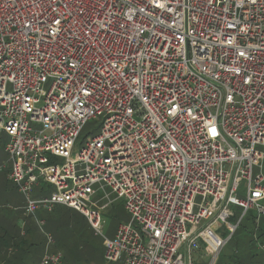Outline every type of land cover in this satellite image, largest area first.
<instances>
[{"label":"built area","instance_id":"1","mask_svg":"<svg viewBox=\"0 0 264 264\" xmlns=\"http://www.w3.org/2000/svg\"><path fill=\"white\" fill-rule=\"evenodd\" d=\"M0 133L24 214L79 213L104 264H195L198 243L215 264L264 217V0H0ZM106 187L129 215L112 240Z\"/></svg>","mask_w":264,"mask_h":264},{"label":"rangeland","instance_id":"2","mask_svg":"<svg viewBox=\"0 0 264 264\" xmlns=\"http://www.w3.org/2000/svg\"><path fill=\"white\" fill-rule=\"evenodd\" d=\"M10 89V86H7V90ZM100 124L101 120L89 121L84 127L76 145L81 148L85 141L97 135ZM7 140V136L4 133H0V223L2 224L3 221L6 223L7 219L15 216L16 222L10 224L15 225V235L17 237L29 229L36 244V255L32 258L36 262L34 264H37L41 256L46 252L49 254H60L62 264H104L102 260L105 251L104 240L94 232L86 219L79 213L63 206H55L51 211L37 210L35 218L30 216V220L35 225L28 221L29 216L24 215V211H22V208L25 206V200L18 193L15 185L8 179L9 165L4 152ZM262 173L264 175V165ZM39 191H42V195L49 196L54 191V187L42 182L40 187H36L32 198H39ZM104 191L106 194H110L108 198L102 199L105 193L99 191L92 197V201L96 202L97 209L102 208L100 218L104 229V237L112 240L118 226L129 221V215L124 209L122 199H118L114 194H111L110 189L107 187ZM240 197L243 198V194ZM235 212L237 219L239 217V210L236 209ZM35 220L43 221L44 226L39 228ZM34 232L36 233L35 235ZM47 236L51 237L52 243H48ZM232 237L220 251L215 264H227V260L234 256L235 250L240 251L245 248L246 245L242 242L245 239L243 238L244 235L241 234V229L236 230ZM249 239L250 236L247 237L246 241ZM191 258L195 264L206 263L208 254H206L205 247L201 243L197 244ZM23 262L33 264L27 261Z\"/></svg>","mask_w":264,"mask_h":264},{"label":"trees","instance_id":"3","mask_svg":"<svg viewBox=\"0 0 264 264\" xmlns=\"http://www.w3.org/2000/svg\"><path fill=\"white\" fill-rule=\"evenodd\" d=\"M30 218L31 217L29 216L28 221L34 224V222L30 220ZM254 218L255 216L252 212H250L244 217V219H242V221L238 225L236 230L238 231L239 229H241V234L244 235L243 238L245 239V241L242 240V242H244L246 246L240 251L235 250L234 256L227 260V264H263L264 258L260 253H257L255 251L251 239L255 229L253 224ZM15 222L16 217L14 216L11 219H7L6 223L4 221L2 222V224L0 223V264H26V262L23 261L34 264L36 262L35 260H32V258L36 255L35 241L30 234L29 229H27L23 234H20L19 237H17L15 235V225L10 224ZM235 222L236 218L231 220V223ZM244 222L246 223L244 226H242ZM257 230L259 239L262 243H264V218L261 219ZM35 234L36 233L34 232V235ZM248 236H250V239L246 241ZM102 260L104 263L103 258Z\"/></svg>","mask_w":264,"mask_h":264},{"label":"crops","instance_id":"4","mask_svg":"<svg viewBox=\"0 0 264 264\" xmlns=\"http://www.w3.org/2000/svg\"><path fill=\"white\" fill-rule=\"evenodd\" d=\"M22 211H23V208H22ZM77 213V212H76ZM253 213V212H252ZM23 214H24V212H23ZM25 215V214H24ZM253 215H254V213H253ZM255 216V215H254ZM83 217V216H82ZM29 218V217H28ZM84 218V217H83ZM235 218H236V216H235ZM264 218V217H263ZM238 219V218H237ZM237 219H236V221H237ZM262 219V218H261ZM261 219L259 220V223H260V221H261ZM87 221V220H86ZM253 222H254V220H253ZM236 223V222H235ZM235 223H233V224H235ZM259 223H258V226H259ZM240 224V223H239ZM254 224V227H255V223H253ZM37 225V224H36ZM252 227H253V225H252ZM258 229V228H257ZM236 231V230H235ZM257 231L258 230H256L255 231V229H254V232L256 233V235H257V237H258V234H257ZM253 232V233H254ZM251 239H252V237H251ZM258 239H259V237H258ZM260 240V239H259ZM260 242H261V240H260ZM252 243H253V240H252ZM262 243V242H261ZM253 245H254V243H253ZM254 249H255V251L257 252V253H260L258 250H257V248L255 247V245H254ZM261 254V253H260ZM262 255V254H261ZM42 257L43 256H41V258L39 259V261H38V263L41 261V259H42ZM37 263V264H38Z\"/></svg>","mask_w":264,"mask_h":264}]
</instances>
